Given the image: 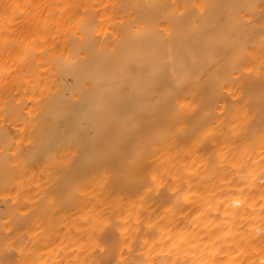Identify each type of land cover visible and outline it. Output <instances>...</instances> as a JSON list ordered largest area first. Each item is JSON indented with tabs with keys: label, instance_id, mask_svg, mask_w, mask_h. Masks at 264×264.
I'll use <instances>...</instances> for the list:
<instances>
[{
	"label": "bare ground",
	"instance_id": "obj_1",
	"mask_svg": "<svg viewBox=\"0 0 264 264\" xmlns=\"http://www.w3.org/2000/svg\"><path fill=\"white\" fill-rule=\"evenodd\" d=\"M0 264H264V0H0Z\"/></svg>",
	"mask_w": 264,
	"mask_h": 264
}]
</instances>
